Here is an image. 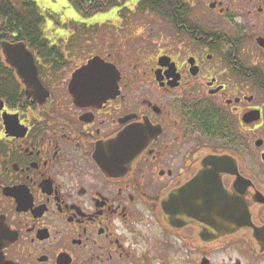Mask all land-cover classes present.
Returning a JSON list of instances; mask_svg holds the SVG:
<instances>
[{"label": "flooded vegetation", "instance_id": "obj_1", "mask_svg": "<svg viewBox=\"0 0 264 264\" xmlns=\"http://www.w3.org/2000/svg\"><path fill=\"white\" fill-rule=\"evenodd\" d=\"M181 1L0 44L4 264H264V0Z\"/></svg>", "mask_w": 264, "mask_h": 264}, {"label": "trees", "instance_id": "obj_2", "mask_svg": "<svg viewBox=\"0 0 264 264\" xmlns=\"http://www.w3.org/2000/svg\"><path fill=\"white\" fill-rule=\"evenodd\" d=\"M83 17H92L112 10H123L129 3L136 2V11H149L161 17H171L168 9L182 4L181 0H69ZM37 4L31 0H21V9L11 0H0V44L12 41H29L33 46L44 39L42 26L45 19Z\"/></svg>", "mask_w": 264, "mask_h": 264}, {"label": "rangeland", "instance_id": "obj_3", "mask_svg": "<svg viewBox=\"0 0 264 264\" xmlns=\"http://www.w3.org/2000/svg\"><path fill=\"white\" fill-rule=\"evenodd\" d=\"M12 3L17 7V9H21V0H11ZM37 4V8L42 15V17L45 19V23L47 25H52L53 27L55 26L58 31L64 32V29H69L73 27H81V26H86V27H92V26H101L104 24H109L113 23L116 21V16L117 13L120 11V9H112L108 12L102 13V14H97L92 17H83L81 14H79L75 8L72 6L69 0H31ZM134 24H138L139 22L141 23V20L139 17L133 18L131 21ZM143 22V21H142ZM68 24L66 28L62 27V25ZM119 27V26H117ZM150 30H152V34H154L156 37L152 40V44L158 42L160 43H166L170 42L171 39V33L165 31L163 28L160 26H153L149 27L148 30L145 32L142 31H133L131 30V44L138 43V40H140V35L145 36L146 33H148ZM120 30L117 28V33ZM135 32H139L138 34H134ZM133 34V35H132ZM170 36V37H169ZM50 38V36H46ZM54 38H61V36H56ZM114 37L111 36V33L109 32L108 28H101L99 30V35L98 39L103 40V39H112ZM136 42V43H133ZM129 47V45H128ZM95 48V47H94ZM116 49V56L119 54V50ZM124 54H127L131 56L129 60L134 56V52L132 51H127L123 52Z\"/></svg>", "mask_w": 264, "mask_h": 264}, {"label": "water", "instance_id": "obj_4", "mask_svg": "<svg viewBox=\"0 0 264 264\" xmlns=\"http://www.w3.org/2000/svg\"><path fill=\"white\" fill-rule=\"evenodd\" d=\"M8 47H4V49H7ZM7 57L9 56V54H6ZM103 65V61L100 58H96L93 61L90 62V64L84 69L82 70L74 79L72 86L75 87L76 84L86 85L87 83H91L96 81L97 79H102V75H101V71L103 70L102 68ZM115 68V67H114ZM107 71V70H106ZM110 69L107 71V73L109 74ZM105 75L104 79L110 78L111 74H107ZM118 79V72L115 69V85H116V81ZM103 80V79H102ZM103 82H105L103 80ZM103 86H108L107 83H104ZM97 88V87H95ZM100 87H98L99 89ZM77 97V96H76ZM232 160L230 158H221V159H212L211 162L207 163V166H211V167H219V168H224V167H228L229 165H231ZM202 176L198 177L193 184H200L204 182V178H202ZM217 182H220L219 180ZM192 189V188H190ZM198 189V187L196 188ZM202 190V189H200ZM1 242V240H0ZM0 264H4L3 263V257L1 255V243H0Z\"/></svg>", "mask_w": 264, "mask_h": 264}, {"label": "snow or ice", "instance_id": "obj_5", "mask_svg": "<svg viewBox=\"0 0 264 264\" xmlns=\"http://www.w3.org/2000/svg\"><path fill=\"white\" fill-rule=\"evenodd\" d=\"M103 86V80L102 79H97L94 82L87 83L85 87H102Z\"/></svg>", "mask_w": 264, "mask_h": 264}]
</instances>
